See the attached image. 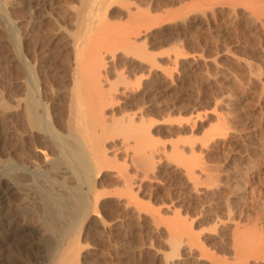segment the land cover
<instances>
[{"label": "rangeland", "instance_id": "1", "mask_svg": "<svg viewBox=\"0 0 264 264\" xmlns=\"http://www.w3.org/2000/svg\"><path fill=\"white\" fill-rule=\"evenodd\" d=\"M99 1L102 18L76 36L85 0H0V177L21 176L42 252L84 218L77 264H264V0ZM78 37L120 90L103 110L99 174L60 117ZM39 75L51 114L35 146L45 131L29 130L18 102L36 100ZM131 122L145 129L118 130ZM97 188L100 216H87Z\"/></svg>", "mask_w": 264, "mask_h": 264}, {"label": "bare ground", "instance_id": "2", "mask_svg": "<svg viewBox=\"0 0 264 264\" xmlns=\"http://www.w3.org/2000/svg\"><path fill=\"white\" fill-rule=\"evenodd\" d=\"M96 1L97 0H85L88 9L86 12L84 7L83 10L81 9L82 11H79L82 14V16L80 15L82 19V27L79 28L80 30L77 32L76 36L84 33L85 21L87 18L90 19L96 15L100 16L99 13L101 7H97L98 4ZM99 2L101 5L102 3L104 4L106 0H101ZM93 3H96L97 5L95 6ZM136 13L138 14V12ZM129 14L131 15L132 13L130 12ZM145 14L147 13L145 12ZM142 15H144L143 12ZM250 15L253 16V20H256L255 7L251 8ZM100 18H102V16H100ZM259 20L264 21V18H259ZM81 38L82 37H78L74 40L73 63L69 72L66 73V88L60 97V99H62L60 102V117L63 124H65L66 129H68L70 134L76 139L77 143L84 148V151L90 160V168L94 170L95 173L99 174L102 168V158L106 154L104 149L99 148L98 143V137L105 133L106 120L103 110L106 104L110 103V100L114 98L112 95L115 94L119 87L115 83H110L108 84L109 87H106L108 82L106 81L105 85L103 78V74H105V63L102 56L92 54V48L90 46L88 48V43L85 44V40ZM137 46H135L136 50ZM138 50L140 49L138 48ZM40 76L41 75L35 77L32 82V89L34 90L35 96H37L36 100L33 102L30 100V97L25 103L22 102L21 104V102H18L19 106L22 107L21 109L25 116V125H30L29 130L37 131L39 134L41 132H39L38 129L45 131L41 137L35 138V142H33L35 143V146L42 145L47 139H49L47 137V132L49 133L50 130V122L48 121L45 125L42 123V125L39 126L40 121L48 120L51 114L50 109L43 101V98H46L47 89L46 86L42 84L43 82ZM120 78L118 80L121 81ZM127 79L128 78L124 76L122 82L127 81L125 83L127 84L126 87L129 85H131L129 87H132L133 84L128 83L130 81ZM137 87H139V84ZM113 90H115L114 94H112ZM130 124V126L128 124V127H123L121 125L118 127V130L125 134L128 133L127 135H129V133H133L135 130L138 131L145 129V125L139 124L140 126L135 127L132 125V122ZM255 127L256 125L252 123L248 129L251 131L254 130ZM148 132L149 131H145L144 133L148 134ZM134 133H136V131ZM221 144H223V147L226 146L227 141L225 138H223ZM2 151L5 152L6 147H3ZM40 152L45 154L46 151L44 148H41ZM151 156L149 158H151ZM150 161L153 162V159H150ZM260 163L261 165H264L263 161ZM19 177L21 176L18 174L14 177H0V182L2 181L0 183V264H77L74 249L77 243L75 235L81 232L84 225L82 219L84 218H82L77 225L75 234L70 236L68 241L64 245H61L51 258L46 257L42 252V247L45 246L44 239L47 235V229L35 213L25 212L23 209L24 207L21 206L22 204H25V198L29 201L32 197L29 195L23 197L24 191L18 183L19 181L17 182V178ZM127 179L124 181L125 185ZM89 194L91 197L90 208L87 209L85 213L87 216L91 215L99 217L100 211L98 209V204L103 198L102 195L104 192H101L97 188L92 192H89ZM48 210L53 220L55 217L53 207L49 205ZM171 243L173 249L176 248L178 246V239L173 237ZM18 256L24 257L25 259L18 261Z\"/></svg>", "mask_w": 264, "mask_h": 264}]
</instances>
